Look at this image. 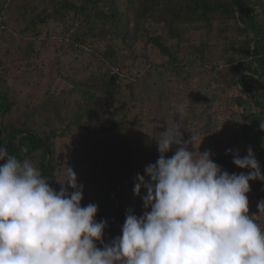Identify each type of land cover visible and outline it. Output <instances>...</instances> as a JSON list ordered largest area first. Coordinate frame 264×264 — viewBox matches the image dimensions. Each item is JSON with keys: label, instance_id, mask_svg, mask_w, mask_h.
Returning <instances> with one entry per match:
<instances>
[{"label": "trees", "instance_id": "obj_1", "mask_svg": "<svg viewBox=\"0 0 264 264\" xmlns=\"http://www.w3.org/2000/svg\"><path fill=\"white\" fill-rule=\"evenodd\" d=\"M10 2L12 0L0 3V148L21 161L40 152L38 168L51 187H55L52 180H61L56 157L57 139L71 137L65 163L78 167L75 139L92 133L97 100L106 99L109 110L119 94V82L132 79L128 65L124 63L125 56L118 54L119 48L127 53L132 65L139 59L134 54L135 46L143 41L145 51L154 48L167 58L160 63L166 72L180 75L187 66H205L203 75L200 72L198 77L204 76L207 85L216 84L217 76L226 77V85L220 84L210 99L220 108L214 111L215 119L212 111H201L199 119L209 115L210 120L200 129L194 127L193 132L182 134L188 140L190 135L194 136V130L207 131L209 122H214L217 131L212 133L213 137L221 136L219 144H226L222 154H215L214 161L230 174L242 171L247 174L249 170L233 164V155L227 154V150L237 147L243 158L251 147L264 175V131L260 128L261 123L254 120L258 116L264 122V0H133L131 16L120 9L118 0H47L42 7L34 0H23L19 2L17 34L6 27L5 16ZM50 23L55 28L53 35L49 30ZM139 31L142 32L138 34ZM194 34L205 43L199 46L192 42L190 38ZM12 38L17 40V45ZM52 38L58 44L55 56L63 52L75 58L86 55L99 70L87 73L84 67L82 80L64 77L67 88L58 93L47 92L34 103L25 99L27 106L20 109L21 88L42 79L47 66L32 60L39 57L40 50ZM108 38L116 40L112 44L104 43ZM168 40L175 41L174 48L166 43ZM211 42L223 47L216 62H212L206 52ZM185 54L194 57L186 61ZM146 55L147 52L144 57ZM148 64L157 66L154 62ZM16 66L21 74L14 77L15 69L11 67ZM207 75H210L208 79ZM16 78H21L20 89L11 83ZM132 84L129 81L127 85ZM226 94L230 95L223 99ZM190 106L193 108L195 102ZM190 106L184 115L189 113ZM195 117L190 120L193 122ZM125 145H121V155L109 157L103 172L93 165L91 180H88L91 195L81 202L82 206L96 204V220L106 221L116 237L122 235L125 222L126 213L119 207V200L134 155ZM216 149L217 145L213 143V150ZM250 189L249 212L256 213L259 212L258 204L264 201V181L250 182ZM103 239L108 243L105 232Z\"/></svg>", "mask_w": 264, "mask_h": 264}, {"label": "clouds", "instance_id": "obj_2", "mask_svg": "<svg viewBox=\"0 0 264 264\" xmlns=\"http://www.w3.org/2000/svg\"><path fill=\"white\" fill-rule=\"evenodd\" d=\"M177 111L183 116V105ZM164 127L158 159L135 178L144 212L128 210L111 243H104L98 206H82L83 186L70 167L56 191L33 162L0 148V264H264V229L248 201L250 182L264 175L251 147L243 158L227 150L237 168L249 170L230 174L210 150L200 152L203 140L197 148V137L184 139L179 118Z\"/></svg>", "mask_w": 264, "mask_h": 264}, {"label": "rangeland", "instance_id": "obj_3", "mask_svg": "<svg viewBox=\"0 0 264 264\" xmlns=\"http://www.w3.org/2000/svg\"><path fill=\"white\" fill-rule=\"evenodd\" d=\"M3 1L4 0H0V3ZM21 1L23 0H12L7 6L5 21L8 29H13L14 31L18 30L16 20L18 18L19 2ZM46 1L47 0H34L39 7H42ZM118 1L120 9L131 16L133 14V0ZM125 16L126 15H124L123 18ZM50 24L49 30L51 35H53L55 28L52 23ZM44 31H46V29H44ZM141 32L142 31H139L138 34ZM17 33L18 31L16 34ZM53 39L54 38L49 39L45 47L40 50L41 53L39 57L32 60L37 64L44 63L47 66L43 70L42 79H37L23 89L21 88L20 92L23 97L19 104L20 109H24L27 106L24 101L25 99H29L34 103L39 101L47 92L53 93L55 91L58 93L61 89L67 88L68 86L65 82L66 78L64 77L82 80L85 77V72L83 71L84 67H86V69H84L87 70V73L99 70L94 64L87 60L86 55L75 58L74 55L63 52L55 56L54 51L56 52L58 49V44H55ZM164 39L165 38H163V42L165 43ZM190 39L192 42H197L199 46L205 43V40H199L198 34L192 35ZM11 40L17 45V40L14 38ZM115 40L114 38H108L104 43L112 44ZM143 42L137 43L135 46L134 54L137 57L139 56V59L132 65L130 59L126 56L127 53L123 52L121 47L119 48L118 54L119 56H125L126 59L124 63L128 65V72L132 77V79L129 78L128 80L133 84L128 86L127 84L129 81L126 80H121L119 82V94L114 99L115 101L112 102L114 104L110 105L109 110H107L106 99L100 98L97 100L99 103L96 107L97 113L93 121V129L90 131L92 133L85 134L75 139V144L79 153V158H76V160L80 162L78 167H74L73 165L68 166L65 163V160L69 157L67 153L71 145L70 143L72 142L71 137L57 139L56 157L61 170V180L56 179L55 181H51V184L55 183L54 189L59 191L60 185L58 183L62 184L66 181V167H70L76 173L78 184L83 186V199L87 200L85 197L90 198L91 195V185L88 180H91V168H94L93 165H95L97 169L100 167L101 172H103L107 169L109 157L121 155V145L126 144L125 148L133 152L134 155L131 160V171L127 176V181L123 185L119 207L121 210L125 211L126 215L128 210H132L138 217L143 214L144 206L142 199L136 197L133 193L135 178L137 173L143 175L145 167L149 164H154L158 159L160 154L155 141L159 139L160 132L165 130L164 126L166 124L174 122L177 118L181 120L185 128L182 130L183 133L188 131L193 132L194 127L195 130H198L204 122L210 120L209 115L203 117V120L202 118L199 119L198 114L204 110L208 112L212 111L211 115L214 120L216 116L214 111H219L220 108L215 101L211 102L210 99L215 89H218L220 84L226 85L227 83V81H225L226 77L220 78V76H217L216 84L207 85L204 76L198 77V73L202 72L205 66H187L182 69L183 71L180 75L171 71L166 72L163 67L160 66V63H164L167 58L162 56L154 48L149 47V49L145 51ZM166 43L171 49L175 47V41L173 40H168ZM119 45L120 44L117 43V46ZM97 46L99 47L101 45L97 44ZM222 49L223 47L221 45L213 42L207 46L206 52L208 56H210L212 62H216L220 59ZM84 50L87 51V49ZM144 51L147 52V57H144ZM185 56L187 59L186 61L194 57L193 55L186 54ZM150 62H154L157 66H148ZM147 67H149V69ZM11 69H15V71L12 72L14 77L21 74L17 66L14 68L11 67ZM209 76L210 75H207V79ZM213 76L215 75L213 74ZM20 81L21 78H16L11 80V83L14 88L20 89ZM229 95L230 94L223 95V99ZM108 101L111 102L110 100ZM193 101L195 102V106L191 108L192 106L190 105ZM219 103H221V101ZM180 105H183L184 112H186L190 106L187 115L179 116L177 109ZM195 115L196 117L192 122L190 118ZM254 120L256 123L263 122L262 118L258 116L255 117ZM113 124L117 127L114 126V128H116L112 130ZM100 129H105V131L101 132ZM206 129L207 131L202 132L194 130V137H197L196 147L198 148L199 142L203 140L199 149L200 152L203 153L205 150H210L214 158L216 153L218 155L222 154L226 144H219L221 136L213 137L212 133L217 131L214 122H209V126H207ZM213 143L217 145L216 151L213 150ZM233 149L236 151L237 147ZM174 150L175 149L170 151L168 156L171 157ZM239 150L238 148V151ZM28 159L33 162L36 167H39L41 154L37 152L32 158ZM65 187L67 188L66 185ZM68 191L70 190L68 189ZM143 195H146V192L142 189L141 197ZM249 215L253 216L252 218L254 221L264 229V212H249ZM106 235L108 236V234Z\"/></svg>", "mask_w": 264, "mask_h": 264}, {"label": "water", "instance_id": "obj_4", "mask_svg": "<svg viewBox=\"0 0 264 264\" xmlns=\"http://www.w3.org/2000/svg\"><path fill=\"white\" fill-rule=\"evenodd\" d=\"M105 233L108 234V236H109V242L108 243H111L112 240H114L116 238L115 231L109 225H107V227L105 229Z\"/></svg>", "mask_w": 264, "mask_h": 264}, {"label": "built area", "instance_id": "obj_5", "mask_svg": "<svg viewBox=\"0 0 264 264\" xmlns=\"http://www.w3.org/2000/svg\"><path fill=\"white\" fill-rule=\"evenodd\" d=\"M65 43H67V40H64Z\"/></svg>", "mask_w": 264, "mask_h": 264}]
</instances>
